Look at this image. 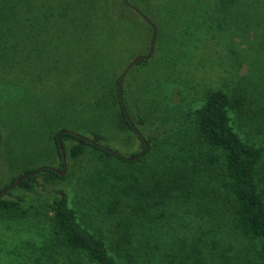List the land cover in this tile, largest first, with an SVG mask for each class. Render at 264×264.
Wrapping results in <instances>:
<instances>
[{
  "label": "trees",
  "instance_id": "trees-1",
  "mask_svg": "<svg viewBox=\"0 0 264 264\" xmlns=\"http://www.w3.org/2000/svg\"><path fill=\"white\" fill-rule=\"evenodd\" d=\"M65 1L56 22L45 11L37 13L44 0H0V59L14 47L12 42L24 36L33 41L48 38L40 33H50L53 23L72 20L74 8L82 4L72 8L71 0ZM198 2H185L182 26H204L215 40L239 38L238 47L247 43L239 54L232 48L229 52L250 61V75L233 92L209 89L188 114L193 122L189 144L172 154L161 153L157 160L146 158L156 138L143 137L134 125L118 87L122 77L118 78L115 95L111 94L112 118L119 130L136 135L141 152L125 156L101 144L104 136L96 131L86 136L60 129L53 136L62 162L63 138L70 137L75 140L69 149L73 157L90 146L100 159L132 165L134 171L123 175H117L113 166L104 168L120 182L112 183L107 192L111 196L107 209L117 218L115 234L108 237L83 224L62 190L45 205L46 225L40 221L37 228L26 229L18 222L39 213L40 205L24 196L6 199L0 190V264H241L246 250H253V240L258 242L259 264H264V0H206L202 11ZM198 9L202 22L197 21ZM28 11L34 12L33 20L41 14L43 25L38 19L30 21ZM150 29L152 51L159 34L154 24ZM253 135L262 136L255 140ZM43 170L59 175L49 167L27 169L8 186L30 189ZM199 213L201 219L209 214L207 222L188 218ZM142 243L146 248L140 251Z\"/></svg>",
  "mask_w": 264,
  "mask_h": 264
},
{
  "label": "rangeland",
  "instance_id": "rangeland-1",
  "mask_svg": "<svg viewBox=\"0 0 264 264\" xmlns=\"http://www.w3.org/2000/svg\"><path fill=\"white\" fill-rule=\"evenodd\" d=\"M90 1L71 0L68 5L73 8L74 4H82L74 8V14L72 12L75 17H81L80 20L94 10L97 20L107 22L112 20L106 14L107 6H111L112 11L120 7L119 4L113 5V0H97L95 4V0ZM186 1L127 0L140 17L124 10L125 16L118 18L117 25H104L109 34L118 30V36L112 42H103V46L99 45L95 51L88 49L92 42L84 36L71 42L59 39L55 44L53 40H49L50 44L44 43L46 38L33 41L28 36L12 42L14 47L4 59H0V67H3L0 74V156L4 155L0 159V185H9L10 178L17 174L20 166L41 161L46 165L52 161L47 139L55 126L70 129L86 125L97 127L105 134L104 140L99 141L101 144L125 156L141 152L143 147L133 132H116L111 94L106 107L104 98L92 107L95 95L117 74L118 78L122 77V97L134 125L143 137L156 138L152 140L153 146L146 158L150 156L157 160L161 153L172 154L178 147L188 145L193 124L189 112L209 89L222 87L233 92L241 86L244 77L250 75L247 63L250 61H243L229 52L232 48L238 53L247 46V43L236 46L239 38L233 41L228 37H216L215 40L210 36L212 32L206 31L204 26L191 23V28L185 29L182 23L187 14ZM200 1L197 6L202 11L206 0H202L203 4ZM65 4V0H44L37 13L45 11L50 21L57 22V11ZM26 14L30 21L38 19L40 25L45 22L41 14L35 20L33 11ZM115 15L119 16L118 13ZM74 16L72 20H76ZM203 19L199 11L197 21ZM144 22L150 27L154 24L159 34L152 51L150 48L145 51ZM27 27L28 32L32 30L29 24ZM140 36L141 40L138 39ZM135 57L141 59L132 62ZM144 57L147 60L139 62ZM262 82L264 84V77ZM261 101V107H264V98ZM104 108L108 111L105 112ZM261 136L253 135V138L260 140ZM67 141L63 150L64 162L57 164L55 160L57 167L53 168L59 175L49 176L43 170L32 188L11 187L3 197L24 196L25 201L40 205L39 213L18 222L29 229L37 228L40 221L42 226L46 225L48 212L45 205L62 190L83 224L110 237L115 234L117 218L107 209L111 197L107 192L112 183L118 185L120 182L115 179L113 171L110 173L104 168L107 165L115 167L117 175L134 169L132 165L113 158L100 159L98 151L90 146H85L82 154L73 157L69 145L75 141ZM105 174L106 178H102ZM208 215L201 219V213L189 214L188 218L207 222ZM257 247L258 242L253 240L250 247L253 250H246L241 264H259ZM144 248L146 245L142 243L139 249L143 251ZM215 262L219 263L218 255Z\"/></svg>",
  "mask_w": 264,
  "mask_h": 264
},
{
  "label": "crops",
  "instance_id": "crops-1",
  "mask_svg": "<svg viewBox=\"0 0 264 264\" xmlns=\"http://www.w3.org/2000/svg\"><path fill=\"white\" fill-rule=\"evenodd\" d=\"M86 2L90 1V0H85ZM97 0L94 1V4L96 3ZM104 1V0H103ZM91 2V1H90ZM122 2V3H121ZM113 5L114 4H119L120 7L116 8V10L112 11L111 10V6H107L106 8V14L109 18H112V20H110L109 22L107 21H101V20H97L96 19V11L91 10L89 13L87 12L86 15H84V20H80L81 17H75L76 20H68V21H64L62 23H53L51 26V32L50 33H45V32H41V36H49L48 38H46L45 42L46 44H50L49 40H53L55 41L53 44H55L59 39H63L65 40V42H71L70 40H74L76 41V38H80L81 36L84 37H88L92 42V45L90 46L91 48H88L89 50L95 51L99 48L100 46H103V42H107V41H113L117 36H118V30L114 29V32H112V34L108 33V28L104 25L110 26V25H117L118 23V18L121 16H125L124 14V10H128L129 13L133 16L136 17L139 16L140 17V13L138 11H135L134 8L130 7L129 5H126L122 0H113ZM91 5H93V1L91 3ZM115 13H118L119 16H116ZM111 14V15H110ZM145 23V22H144ZM88 25V26H87ZM146 25L144 34H145V38H144V43H145V51H147V49L149 48V44H150V39H151V29L150 26ZM105 27V28H104ZM45 30L47 28H44ZM143 34V35H144ZM36 35L38 38L39 37V31H36ZM51 37V38H50ZM108 38V40H107ZM43 40L45 38H42ZM139 40H141V36L138 38ZM135 40V38H134ZM40 41V40H39ZM94 43H96L97 45H94ZM112 45V43L110 44ZM57 46V45H55ZM82 50V49H81ZM144 51V53H145ZM138 57H135L132 59L133 61H138L135 60ZM118 75H113V80L112 82H108V84H106L101 91L99 92L98 95H95L94 97V105H92V107H94L95 105H98L97 103L101 102V100L104 98L105 99V105L104 107L107 106L108 103V95L109 94H114L117 90V79H118ZM126 83V81H125ZM119 89H122L123 91V86L122 83H120L118 85ZM110 104H111V100H110ZM99 109V107H98ZM94 112L96 113V109H93ZM105 112L108 111L104 108ZM111 111L112 110V106H111ZM97 115V113H96ZM94 118V116H93ZM115 128H116V132H120L121 134H123V130L122 129H118L116 123H114ZM60 129H66L69 131H73V132H78V134L81 135H89L91 134L93 131L99 132L101 133L104 138H105V134L104 132H102L100 129L98 130L97 127H88L87 125L84 127H78L75 126L74 129H70V128H66V127H62V126H55V128L51 131L50 133V137H48L47 141L49 142L47 144L48 147H50V150L52 151V161L48 164H43V161L38 162V163H28L25 166H20L19 168H17V170H19L18 172H16L17 174L14 175L13 177L10 178L9 183L12 182L14 179H16L17 177L15 176H19L21 175L25 170L27 169H34V168H40V167H44V166H52L51 168H55L57 167V164L60 163V157L59 154L57 152L56 149V145H55V141L53 139V136L55 135V133L60 130ZM116 135H118L116 133ZM67 140H74L70 137H64L63 138V143L66 145V142H69ZM75 141V140H74ZM74 145V142L70 143L69 147L71 148ZM65 148V147H64ZM64 154V152H63ZM4 157V155L0 156V159H2ZM55 160H57V164L55 165ZM16 170V171H17ZM2 187V188H1ZM5 187V185H0V190H2Z\"/></svg>",
  "mask_w": 264,
  "mask_h": 264
},
{
  "label": "flooded vegetation",
  "instance_id": "flooded-vegetation-1",
  "mask_svg": "<svg viewBox=\"0 0 264 264\" xmlns=\"http://www.w3.org/2000/svg\"><path fill=\"white\" fill-rule=\"evenodd\" d=\"M63 162H64V160H63ZM7 186H8V185H7ZM4 188H5V187H4ZM4 188L2 189V191L4 192L3 195L6 194L7 192H9V191H10L9 189H10L11 187L8 186V188H6V189H4Z\"/></svg>",
  "mask_w": 264,
  "mask_h": 264
},
{
  "label": "water",
  "instance_id": "water-1",
  "mask_svg": "<svg viewBox=\"0 0 264 264\" xmlns=\"http://www.w3.org/2000/svg\"><path fill=\"white\" fill-rule=\"evenodd\" d=\"M138 59H141V57H138L137 59H135V60H138ZM133 62H135V61H133ZM62 173H63V171H62Z\"/></svg>",
  "mask_w": 264,
  "mask_h": 264
}]
</instances>
